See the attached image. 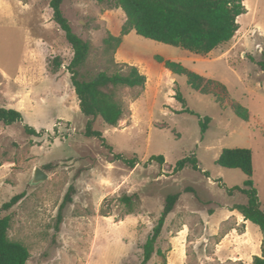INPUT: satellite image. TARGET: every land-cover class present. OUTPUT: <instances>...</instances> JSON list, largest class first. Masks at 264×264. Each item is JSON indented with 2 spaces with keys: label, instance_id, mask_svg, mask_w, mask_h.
Listing matches in <instances>:
<instances>
[{
  "label": "rangeland",
  "instance_id": "1",
  "mask_svg": "<svg viewBox=\"0 0 264 264\" xmlns=\"http://www.w3.org/2000/svg\"><path fill=\"white\" fill-rule=\"evenodd\" d=\"M243 5L238 33L199 56L133 31L116 49L109 48L104 40L120 35L123 11L114 3L63 1L73 32L90 45L82 73H112L127 64L146 76L142 91L117 93L125 114L116 127L94 120L92 128L108 150L98 138L84 135L88 118L79 111L66 71L72 49L52 20L49 0H0V108L21 114L10 126L0 122V208L23 194L0 217H10L8 239L27 248L26 264H140L142 246L166 196L174 193L180 197L157 240L159 253L147 264H252L261 256L259 227L231 211L248 199L228 191L243 188L247 178L216 163L224 149L249 150L264 210V71L257 64L264 60V0H243ZM167 60L210 80L211 92L193 90L185 75L164 67ZM177 89L184 105L173 97ZM206 117L210 122L202 133L200 120ZM24 126L41 137L25 135ZM112 155L136 165L130 169ZM156 156L163 157L162 165L150 161ZM192 156L198 169L173 173L178 161ZM48 164L53 168L44 170ZM35 168L47 178L31 185ZM70 186L75 194L56 229ZM124 195L133 197L131 209L121 203Z\"/></svg>",
  "mask_w": 264,
  "mask_h": 264
},
{
  "label": "trees",
  "instance_id": "2",
  "mask_svg": "<svg viewBox=\"0 0 264 264\" xmlns=\"http://www.w3.org/2000/svg\"><path fill=\"white\" fill-rule=\"evenodd\" d=\"M64 0H49V7L52 10V20L61 30L66 42L72 49V59L66 67L69 74V82L78 100L79 111L88 118L84 135L86 137L98 138L102 145H106L101 133L93 130L94 120L99 118L104 124L116 127L125 114L124 108L118 100L117 93L124 88L138 89L142 91L146 84V76L136 66L122 64L119 70L112 73L106 71L98 72L93 76L82 73L86 64L90 45L87 41L76 35L68 20L62 12ZM98 3H114L119 7L125 17V25L120 35L114 37L109 35L104 43L112 49H116L122 42V37L133 31L136 35L161 44L178 47L189 53L206 56L222 44L229 42L239 30L238 17L246 13L243 0H95ZM162 62L161 59H158ZM264 71V60L257 63ZM53 67L57 70L60 67L59 59L53 60ZM164 67L176 75H185L188 85L200 93L211 92L208 89L210 80L195 73L187 71L180 63L164 61ZM217 88V85H214ZM173 97L185 104V101L178 91ZM235 113L247 119V114L240 108H234ZM184 112H192L184 109ZM21 121V114L13 109L0 108V122L10 126ZM210 119L200 120L202 133L209 125ZM24 134L30 137H41V132L24 126ZM113 160L122 161L130 169L136 165L134 159H125L120 155H112ZM150 161L159 164L164 163L162 156L152 157ZM217 165L226 169H238L245 176L243 188H233L228 191L230 195L235 192L244 194L248 202L245 205H234L231 211H237L244 221L251 222L259 227L262 233L261 256L253 258L252 264H264V210L260 208L257 191L252 181L253 166L252 155L247 149H224L216 161ZM190 166L198 169L197 160L194 156L184 158L177 162L173 173H177ZM51 164L45 165L44 170H51ZM207 176V173H204ZM185 191H193L186 188ZM75 188L70 186L59 207L55 228L58 229L62 222L64 208L72 203ZM180 193L169 194L165 198L163 210L152 229L151 234L142 246L143 254L140 264H147L153 254L159 253L155 249L158 238L164 226L167 216L173 211ZM23 198V194L14 196L7 203H4L1 211H8ZM121 203L130 208L133 205L132 196L120 197ZM10 227V217H0V264H26L29 260L27 248L15 241L8 239L7 232Z\"/></svg>",
  "mask_w": 264,
  "mask_h": 264
},
{
  "label": "water",
  "instance_id": "3",
  "mask_svg": "<svg viewBox=\"0 0 264 264\" xmlns=\"http://www.w3.org/2000/svg\"><path fill=\"white\" fill-rule=\"evenodd\" d=\"M47 178V175L45 172H43L41 169L39 168H35L33 173H32V178H31V185H36L40 182H42L43 180H45Z\"/></svg>",
  "mask_w": 264,
  "mask_h": 264
},
{
  "label": "bare ground",
  "instance_id": "4",
  "mask_svg": "<svg viewBox=\"0 0 264 264\" xmlns=\"http://www.w3.org/2000/svg\"><path fill=\"white\" fill-rule=\"evenodd\" d=\"M236 33H238V31Z\"/></svg>",
  "mask_w": 264,
  "mask_h": 264
}]
</instances>
